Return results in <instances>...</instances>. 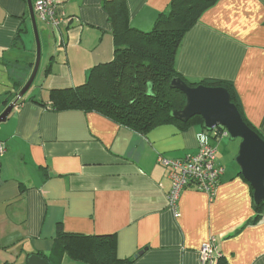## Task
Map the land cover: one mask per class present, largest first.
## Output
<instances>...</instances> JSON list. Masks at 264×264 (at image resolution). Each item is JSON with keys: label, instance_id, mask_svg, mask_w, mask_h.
I'll return each mask as SVG.
<instances>
[{"label": "crops", "instance_id": "1", "mask_svg": "<svg viewBox=\"0 0 264 264\" xmlns=\"http://www.w3.org/2000/svg\"><path fill=\"white\" fill-rule=\"evenodd\" d=\"M57 1L65 21L55 32L36 17L37 77L0 124V264L50 256L59 227L114 236L119 259L143 252L134 264H201L211 240L229 264H264V215L247 226L255 210L236 163L239 140L211 141L225 169L215 197L187 187L176 217L169 169L159 159L197 154L200 126L168 124L142 135L95 112L51 110L52 91L84 85L94 67L113 60L110 9L122 3L131 26L149 32L172 0ZM36 56L27 0H0V115L28 82ZM176 70L191 83L232 82L244 117L264 138V0H220L206 11L186 34ZM63 264L82 263L65 256Z\"/></svg>", "mask_w": 264, "mask_h": 264}, {"label": "trees", "instance_id": "2", "mask_svg": "<svg viewBox=\"0 0 264 264\" xmlns=\"http://www.w3.org/2000/svg\"><path fill=\"white\" fill-rule=\"evenodd\" d=\"M219 1L172 0L167 12L159 15L149 32L133 28L126 8L119 3L117 7L110 9L115 43L113 60L94 67L84 85L52 91L51 110L95 112L142 135L162 125L176 124L182 130L198 125L201 128L200 133H207L211 141L217 139L212 132L204 129V121L200 117L187 123L171 117L173 110L184 107L185 97L170 88V82L173 78H182L176 70V56L186 34ZM182 79L190 87L204 85L225 88L244 122L256 132L243 115L241 99L232 82L205 79L191 83ZM19 92L11 97V102L17 98ZM24 98L19 102L22 103ZM218 130L220 133L225 131L224 128ZM254 210L255 217L247 226L257 225L262 221L264 203L254 205ZM218 254L220 256L217 264H229ZM37 255L48 264H63L65 256L82 264H134L140 257L136 258V255L131 259H119L114 236L69 235L60 227L52 254Z\"/></svg>", "mask_w": 264, "mask_h": 264}, {"label": "water", "instance_id": "3", "mask_svg": "<svg viewBox=\"0 0 264 264\" xmlns=\"http://www.w3.org/2000/svg\"><path fill=\"white\" fill-rule=\"evenodd\" d=\"M27 2L37 43L36 63L28 82L19 92L16 100L0 115V124L7 121L18 102L30 91L41 64L42 47L34 6L32 0ZM170 88L179 91L185 97L184 107L171 113L174 120L187 123L195 117H200L204 121L203 127L206 131L213 132L216 128H224L231 141H241L236 163L242 177L253 190L254 205L259 206L264 203V139L244 122L237 106L232 103L229 92L221 87L204 85L190 87L180 77L171 80ZM142 254L143 252H140L136 258ZM28 264H48V262L38 255H32L28 258Z\"/></svg>", "mask_w": 264, "mask_h": 264}, {"label": "built area", "instance_id": "4", "mask_svg": "<svg viewBox=\"0 0 264 264\" xmlns=\"http://www.w3.org/2000/svg\"><path fill=\"white\" fill-rule=\"evenodd\" d=\"M59 5L57 0H36L34 4L36 17L50 25L55 32H58L60 25L65 21L57 14ZM213 135L217 139L229 136L226 130L220 133L218 128L213 131ZM197 144V154L183 160L159 159V163L169 169V178L172 182V188L168 195L169 208L176 217L179 216V200L184 189L193 187L206 193L212 199L225 174V169L216 163L217 152L211 144L210 136L207 133H199ZM5 150V144L0 142V155L4 154ZM200 254L201 264H217V259L220 256L212 240L201 248Z\"/></svg>", "mask_w": 264, "mask_h": 264}, {"label": "rangeland", "instance_id": "5", "mask_svg": "<svg viewBox=\"0 0 264 264\" xmlns=\"http://www.w3.org/2000/svg\"><path fill=\"white\" fill-rule=\"evenodd\" d=\"M38 28L40 29V28H42V26L40 25V23L38 24ZM213 133V132H212ZM211 133V134H212ZM229 137V136H228ZM229 140H230V137H229ZM240 143H241V141L239 140V146H240Z\"/></svg>", "mask_w": 264, "mask_h": 264}]
</instances>
